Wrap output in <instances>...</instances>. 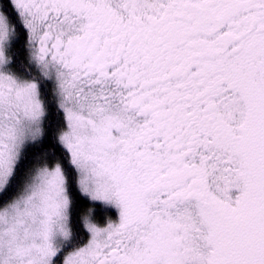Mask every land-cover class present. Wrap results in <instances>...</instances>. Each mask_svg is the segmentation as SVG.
<instances>
[{
    "label": "snow or ice",
    "instance_id": "1",
    "mask_svg": "<svg viewBox=\"0 0 264 264\" xmlns=\"http://www.w3.org/2000/svg\"><path fill=\"white\" fill-rule=\"evenodd\" d=\"M0 264H264V0H0Z\"/></svg>",
    "mask_w": 264,
    "mask_h": 264
}]
</instances>
